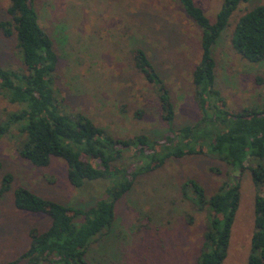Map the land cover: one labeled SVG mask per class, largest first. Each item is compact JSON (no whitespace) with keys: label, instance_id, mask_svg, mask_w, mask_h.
<instances>
[{"label":"rangeland","instance_id":"374dc122","mask_svg":"<svg viewBox=\"0 0 264 264\" xmlns=\"http://www.w3.org/2000/svg\"><path fill=\"white\" fill-rule=\"evenodd\" d=\"M193 1L211 23L224 2ZM260 5L264 0L242 2L211 48L215 88L231 112L264 105V61L246 62L231 44L237 20ZM8 6L9 0H0V22L9 20ZM35 8L57 55L53 88L64 112H81L118 139L140 134L172 137L152 86L133 65L132 52L143 49L170 92L174 127L199 120L191 77L200 60V29L174 0H35ZM0 67L12 72L24 69L14 35L7 37L1 31ZM18 110L0 93V128L6 130L0 135V186L4 175L13 178L0 199V264L15 260L29 247L31 229L44 232L51 222L45 214L18 210L17 188L85 211L106 200L107 187L113 183L101 179L75 188L62 159L52 158L46 167L23 159L18 153L20 124L9 123ZM182 144L174 141L168 150ZM164 146L159 154L167 152ZM139 164L140 159L127 151L118 162L129 174H135ZM233 175L240 184V199L222 264H247L257 187L249 169L238 174L207 152L169 158L160 168L137 175L115 205L112 229L90 245L88 264H195L211 214L207 207L194 204L184 184L193 180L210 196L221 185H230Z\"/></svg>","mask_w":264,"mask_h":264},{"label":"trees","instance_id":"16d2710c","mask_svg":"<svg viewBox=\"0 0 264 264\" xmlns=\"http://www.w3.org/2000/svg\"><path fill=\"white\" fill-rule=\"evenodd\" d=\"M246 1L224 0L211 23L193 0H174L200 29V60L191 77L200 112L199 120L194 123L174 127L175 107L167 86L145 50L132 52L133 65L152 86L166 132L172 134L161 140L144 134L118 139L83 113L64 112L53 88L57 55L52 40L39 24L35 0H9V20L0 22V31L7 37L14 35L24 69L12 72L0 67V93L9 103L19 106L9 117V123L20 124L19 155L37 167L48 166L52 158L62 159L67 166L68 180L75 188L101 179L113 183L107 187V199L85 211L44 199L24 187L17 188L15 207L45 214L51 222L44 232L31 229L29 247L6 264H88L86 255L90 245L112 229L115 205L132 188L137 175L160 168L169 158L206 152L223 159L238 174L247 169L252 173L258 192L254 197V232L247 264H264V105L231 112L215 88L216 64L211 53L232 14ZM231 44L246 62L264 61V5L237 20ZM5 131L0 128V135ZM174 141L183 143L182 147L169 151ZM163 146L167 152L159 154ZM125 151L140 159L141 165L135 174L118 165ZM232 180L230 185H221L210 196L193 180L184 184L189 186L194 204L198 208L207 207L211 214L195 264H222L227 256L240 199L239 181L234 175ZM12 181L10 174L3 176L0 199L9 191Z\"/></svg>","mask_w":264,"mask_h":264},{"label":"crops","instance_id":"0c3cea01","mask_svg":"<svg viewBox=\"0 0 264 264\" xmlns=\"http://www.w3.org/2000/svg\"><path fill=\"white\" fill-rule=\"evenodd\" d=\"M252 237V236H251Z\"/></svg>","mask_w":264,"mask_h":264}]
</instances>
